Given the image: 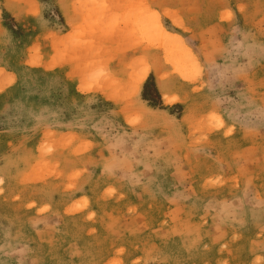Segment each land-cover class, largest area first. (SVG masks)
<instances>
[{
  "label": "rangeland",
  "instance_id": "1",
  "mask_svg": "<svg viewBox=\"0 0 264 264\" xmlns=\"http://www.w3.org/2000/svg\"><path fill=\"white\" fill-rule=\"evenodd\" d=\"M0 264H264V0H0Z\"/></svg>",
  "mask_w": 264,
  "mask_h": 264
},
{
  "label": "bare ground",
  "instance_id": "2",
  "mask_svg": "<svg viewBox=\"0 0 264 264\" xmlns=\"http://www.w3.org/2000/svg\"><path fill=\"white\" fill-rule=\"evenodd\" d=\"M158 32L159 34L163 37V38H169V39H172L174 40V42H179V45L182 44L181 42V39L175 35H172L170 32H168L164 27H162L161 25L158 24ZM182 60H187V59H190L192 58V54L189 52L187 53H184V55H182ZM147 74H148V71L147 70H144L142 71L136 78H135V81L134 83L135 84H142V82L146 79L147 77ZM170 102H173L175 101L174 98L172 99H169Z\"/></svg>",
  "mask_w": 264,
  "mask_h": 264
},
{
  "label": "trees",
  "instance_id": "3",
  "mask_svg": "<svg viewBox=\"0 0 264 264\" xmlns=\"http://www.w3.org/2000/svg\"><path fill=\"white\" fill-rule=\"evenodd\" d=\"M144 88H146V85H144ZM156 93V92H155ZM145 95V94H144Z\"/></svg>",
  "mask_w": 264,
  "mask_h": 264
}]
</instances>
